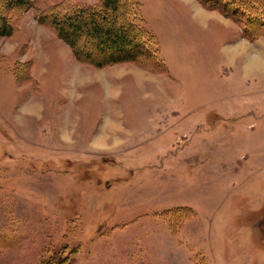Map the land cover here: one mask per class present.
<instances>
[{
  "label": "rangeland",
  "instance_id": "1",
  "mask_svg": "<svg viewBox=\"0 0 264 264\" xmlns=\"http://www.w3.org/2000/svg\"><path fill=\"white\" fill-rule=\"evenodd\" d=\"M32 1L0 37V264H264V30L139 0L163 68H98L38 20L96 0Z\"/></svg>",
  "mask_w": 264,
  "mask_h": 264
},
{
  "label": "trees",
  "instance_id": "2",
  "mask_svg": "<svg viewBox=\"0 0 264 264\" xmlns=\"http://www.w3.org/2000/svg\"><path fill=\"white\" fill-rule=\"evenodd\" d=\"M200 1L240 21L249 37L260 34L257 33L260 28L264 30L262 0ZM67 3L42 10L38 20L53 28L75 59L98 68L122 62H134L156 71L163 68L156 38L144 25L139 0ZM32 5V0H0V37L13 34V12L28 10ZM85 41L91 46L84 44ZM42 264H68V255L57 259L51 255Z\"/></svg>",
  "mask_w": 264,
  "mask_h": 264
},
{
  "label": "bare ground",
  "instance_id": "3",
  "mask_svg": "<svg viewBox=\"0 0 264 264\" xmlns=\"http://www.w3.org/2000/svg\"><path fill=\"white\" fill-rule=\"evenodd\" d=\"M260 63V62H259ZM262 64V63H261ZM263 65H264V63H263Z\"/></svg>",
  "mask_w": 264,
  "mask_h": 264
}]
</instances>
